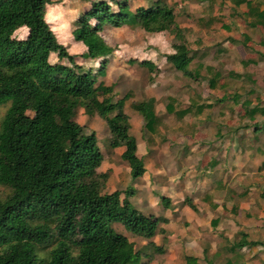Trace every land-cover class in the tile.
<instances>
[{"label": "trees", "instance_id": "1", "mask_svg": "<svg viewBox=\"0 0 264 264\" xmlns=\"http://www.w3.org/2000/svg\"><path fill=\"white\" fill-rule=\"evenodd\" d=\"M50 3L0 0V105L8 104L0 121V187L9 190L0 200V264H148L134 243L114 226L151 240L158 224L166 219L134 207L129 201L133 188L105 191L109 175L96 171L102 155L95 135L86 133L74 116L81 108L85 115L102 119L110 136L109 148L122 147L120 159L127 165L128 175L133 179L142 176V158L136 154L122 112L128 95L113 100L112 86L97 81L104 75L105 57L113 52L100 33L104 26L124 24L147 33L169 31L173 52L164 56L165 61L185 78L196 80L197 74L189 69L192 52L175 22L178 14L162 0H150L134 10L128 0L89 1L88 8L75 18L71 36L85 47L82 59H99L93 70L76 64L74 56L56 41L45 20V7ZM233 3L245 6L240 16L247 27L264 29V3L261 9L250 0ZM18 28L26 29L23 38L13 36ZM242 38L241 46L249 48L248 36ZM259 45L264 47V39ZM52 53L55 61L49 60ZM258 61L264 62V52L258 51L257 60H243L242 64L256 65ZM219 78L214 73L208 86L214 88ZM243 97L224 94L214 104L239 105L242 119L248 123L243 127H251L253 137L263 135L264 103ZM130 108L140 116L145 131H156L159 118L152 101H138ZM169 110L179 117L190 112L189 107ZM159 199L166 208L168 200ZM216 223L211 220V227ZM252 248L264 250V240L249 239L240 231L227 251L236 255ZM183 264L200 263L188 255ZM223 264L248 263L228 258Z\"/></svg>", "mask_w": 264, "mask_h": 264}, {"label": "rangeland", "instance_id": "2", "mask_svg": "<svg viewBox=\"0 0 264 264\" xmlns=\"http://www.w3.org/2000/svg\"><path fill=\"white\" fill-rule=\"evenodd\" d=\"M51 1H60L57 7L50 4L45 9V20L56 40L69 45L76 64L96 70L99 59H82V45L70 39L75 17L91 0ZM149 1L128 0L131 10ZM162 1L178 8L175 22L192 52L189 69L197 74L196 80L185 78L165 61L164 56L173 52L169 31L147 33L124 24L104 26L100 33L113 52L105 57L104 75L97 81L112 86L113 100L128 95L122 112L136 154L142 158L143 175L134 179L128 175V167L120 159L122 147L109 148L110 136L102 119L85 115L81 108L74 116L86 133L95 135L102 155L96 171L109 175L105 191L133 188L129 201L139 211L162 219L170 216L158 224L151 240L114 227L134 243L148 264H183L188 255L200 264H223L228 258L235 263L264 264L261 248L243 249L236 255L227 251L240 231L249 239L264 240V134L253 137L251 127H243L248 123L242 119L239 105L214 104L232 93L264 103V62L242 64L243 60H257L258 51L264 52L259 45L264 29L247 27L240 16L245 6L235 7L233 0ZM250 1L260 9L264 3ZM25 33L26 29L18 28L13 36L23 38ZM243 35L249 38L247 49L240 44ZM49 60L55 61V54ZM141 62L154 67L149 69ZM216 72L220 78L211 88L207 81ZM147 100L153 102L159 118L154 133L143 129L140 116L130 108L132 103ZM7 107L0 105V121ZM188 107L190 112L183 117L169 110ZM7 193L8 189L0 187V200ZM160 197L168 200L166 208ZM213 219L217 223L212 228ZM149 242L159 249L154 250Z\"/></svg>", "mask_w": 264, "mask_h": 264}, {"label": "crops", "instance_id": "3", "mask_svg": "<svg viewBox=\"0 0 264 264\" xmlns=\"http://www.w3.org/2000/svg\"><path fill=\"white\" fill-rule=\"evenodd\" d=\"M50 4H53L54 6H58L59 4H60V1L59 2H54V3H52V1L50 0ZM89 2V1H88ZM165 2V1H164ZM50 4H48V5H46V7L47 6H49ZM46 7H45V9H46ZM87 8H88V6H87ZM177 7L175 8L174 7V11L178 14V12H177ZM84 10V9H83ZM77 17V16H76ZM75 17V18H76ZM47 22V21H46ZM48 23V22H47ZM49 25V24H48ZM25 29V28H24ZM72 31V30H71ZM71 31H70V39L72 40V41H74L73 40V38H72V36H71ZM27 32V31H26ZM25 35H26V33H25ZM24 35V36H25ZM56 39V38H55ZM57 41V40H56ZM58 43H60V44H62L63 46H65L66 48H67V51H68V47H69V45H67L66 43H63V42H60V41H57ZM78 43H80V42H78ZM81 45H82V43H80ZM82 47H83V49L85 50V47L82 45ZM69 53V52H68ZM53 54V53H52ZM70 54V53H69ZM51 55V54H50ZM56 59V58H55ZM148 214V213H147ZM170 219V216H168V214H167V217H166V220L168 221Z\"/></svg>", "mask_w": 264, "mask_h": 264}]
</instances>
